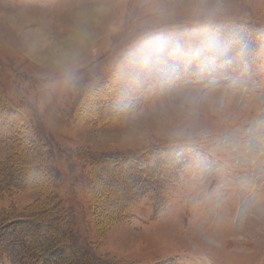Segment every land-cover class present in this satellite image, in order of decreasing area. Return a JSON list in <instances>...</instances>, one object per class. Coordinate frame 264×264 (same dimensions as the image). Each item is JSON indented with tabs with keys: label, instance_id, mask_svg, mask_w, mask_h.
Listing matches in <instances>:
<instances>
[{
	"label": "rangeland",
	"instance_id": "rangeland-1",
	"mask_svg": "<svg viewBox=\"0 0 264 264\" xmlns=\"http://www.w3.org/2000/svg\"><path fill=\"white\" fill-rule=\"evenodd\" d=\"M83 33L74 71L54 68L48 43ZM2 100L25 121L5 119L0 162L40 141L49 185L30 173L59 208L41 230L39 189L0 195V222L31 219L49 254L264 264V0H0Z\"/></svg>",
	"mask_w": 264,
	"mask_h": 264
},
{
	"label": "trees",
	"instance_id": "trees-1",
	"mask_svg": "<svg viewBox=\"0 0 264 264\" xmlns=\"http://www.w3.org/2000/svg\"><path fill=\"white\" fill-rule=\"evenodd\" d=\"M253 27L254 26L251 25V27H249L248 29L247 28L243 29V32H242V29L240 30L238 29L237 33L239 35L252 34L249 32V30L252 29ZM246 30L248 31L245 32ZM246 42H249V44L243 43L245 46L244 47L245 50L251 53L250 56L255 55V53H257L256 43L252 44L253 45V48H252L250 44L252 40L251 41L249 40ZM234 43H236V41H233L231 39L229 44L231 45ZM260 47H263V46H260ZM0 104H2V106H4L5 108V110L0 111V143L2 142L4 144L5 143L12 144L16 141V139L18 140L17 138L18 133L16 132L14 134L8 133V135L3 134V131H1L2 124L5 123V119H7V117L16 118L15 119L17 120L16 124H18V121H19L20 125L22 122L25 121V119L23 118V114L16 115L18 113L15 110L16 108L14 105L6 102L5 100H2ZM9 114H13V115H9ZM36 144H37L36 146L37 154H35L36 156L30 155V156H26L22 158L19 154V156H17V158L19 157L18 159H14V156H13L10 159H6L5 161L0 162V178L7 177L9 175L12 181V182L8 181L9 183L0 184V195H8V194L11 195V193L13 194V193H20V192H24L28 190H35V188L39 189L42 195L40 198L41 206L44 205V207H42V209L39 210L38 212L41 214V216H46V217H42L40 222L38 221L39 219L38 218L37 219L38 224L37 223L35 224H37L36 226H38V228L42 230L43 226H51L52 217H49L47 213L50 214L49 211L52 208L58 209L59 204H56V203L51 204L47 201L46 192L47 190L50 191L49 188H47L48 186L47 187L45 186V183L41 181V178L40 180L39 179L34 180V178L32 177V174L30 173L32 169L37 170L42 176L43 181L48 182V185H49L50 178L48 175V171L46 170V168L41 166L42 162L36 163L35 161V159L37 158L40 159L42 155L41 142L39 141ZM32 156H35L34 161L32 160ZM149 184L152 185V184H155V182L149 181ZM26 222L29 224L34 223L29 218L28 219H18L15 221L10 219L5 222L2 220L0 222V253L7 251L13 257L12 260L15 263L22 262L23 264H46L44 263V258L45 256H48L49 258L47 262L48 264H105L102 261V259H100V257L96 256L93 253H90L88 250L86 251L87 254L80 256V255H77L74 249H69L70 254L72 255V256L70 255L71 256L70 260L68 259L69 257L65 259V258H60L59 256H53L49 254L48 253L49 248H55V247H56L55 249L58 248L59 246L57 244L58 240L51 238L50 234H46L44 232H40L38 235L32 236L30 241L27 240L25 238V235H23V231H22L23 227L26 225ZM42 224L43 226H41ZM22 259H24V261Z\"/></svg>",
	"mask_w": 264,
	"mask_h": 264
},
{
	"label": "clouds",
	"instance_id": "clouds-1",
	"mask_svg": "<svg viewBox=\"0 0 264 264\" xmlns=\"http://www.w3.org/2000/svg\"><path fill=\"white\" fill-rule=\"evenodd\" d=\"M197 12L203 11L202 5H193ZM89 36L86 33L78 34L71 38L70 42L51 41L47 47L49 49V59L52 66L66 74H71L75 67L83 58Z\"/></svg>",
	"mask_w": 264,
	"mask_h": 264
}]
</instances>
